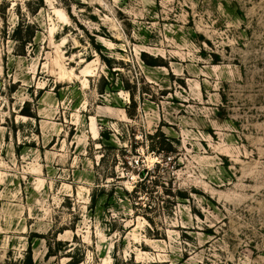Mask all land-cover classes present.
Returning <instances> with one entry per match:
<instances>
[{
    "label": "rangeland",
    "instance_id": "374dc122",
    "mask_svg": "<svg viewBox=\"0 0 264 264\" xmlns=\"http://www.w3.org/2000/svg\"><path fill=\"white\" fill-rule=\"evenodd\" d=\"M30 249L264 264V0H0V264Z\"/></svg>",
    "mask_w": 264,
    "mask_h": 264
},
{
    "label": "trees",
    "instance_id": "16d2710c",
    "mask_svg": "<svg viewBox=\"0 0 264 264\" xmlns=\"http://www.w3.org/2000/svg\"><path fill=\"white\" fill-rule=\"evenodd\" d=\"M145 61L150 64V65H160V63L157 61V59H153L152 61H148L145 59ZM143 175V176H142ZM141 176L143 178V182L146 181L147 177L144 176V172L141 173ZM143 183H139L136 185L135 189L133 190L134 193L138 192V188L140 186H142ZM105 194V191L104 190H94L92 193H91V206L92 208L96 207L97 205V202H98V199L103 195ZM181 197H187V192L185 191H179L178 193ZM110 195L112 196V194L110 193ZM54 242H56V244L59 246L58 248H55L52 246L51 243H49V252L47 254V256L51 257V256H56L58 255V251L61 250V247H65L67 245V243H64L63 241L59 240L57 241L56 239H54ZM32 249H30V256H29V261H28V264H34L33 263V259H32V252H31ZM83 261L82 258H76V257H73L70 261H69V264H80L81 262ZM115 264H119V261L118 259L116 258V261H115Z\"/></svg>",
    "mask_w": 264,
    "mask_h": 264
}]
</instances>
